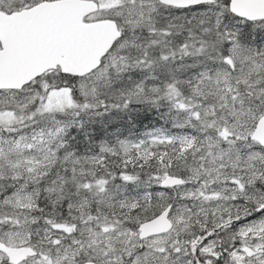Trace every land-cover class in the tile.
<instances>
[{
	"label": "snow or ice",
	"instance_id": "snow-or-ice-1",
	"mask_svg": "<svg viewBox=\"0 0 264 264\" xmlns=\"http://www.w3.org/2000/svg\"><path fill=\"white\" fill-rule=\"evenodd\" d=\"M0 264H264V0H0Z\"/></svg>",
	"mask_w": 264,
	"mask_h": 264
}]
</instances>
